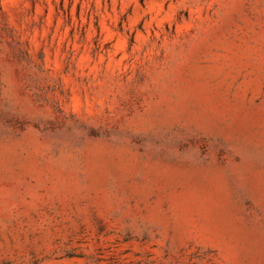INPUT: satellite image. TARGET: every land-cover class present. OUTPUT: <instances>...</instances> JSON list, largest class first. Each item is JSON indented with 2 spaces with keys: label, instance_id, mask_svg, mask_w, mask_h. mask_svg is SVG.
Returning <instances> with one entry per match:
<instances>
[{
  "label": "rangeland",
  "instance_id": "1",
  "mask_svg": "<svg viewBox=\"0 0 264 264\" xmlns=\"http://www.w3.org/2000/svg\"><path fill=\"white\" fill-rule=\"evenodd\" d=\"M0 264H264V0H0Z\"/></svg>",
  "mask_w": 264,
  "mask_h": 264
}]
</instances>
